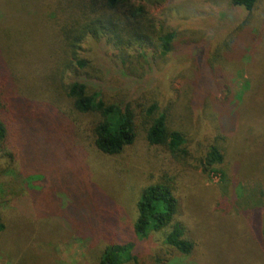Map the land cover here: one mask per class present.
Returning <instances> with one entry per match:
<instances>
[{"label":"trees","instance_id":"trees-1","mask_svg":"<svg viewBox=\"0 0 264 264\" xmlns=\"http://www.w3.org/2000/svg\"><path fill=\"white\" fill-rule=\"evenodd\" d=\"M259 5L260 0H224L222 11L217 10L221 30L193 51L197 73L190 106L197 113L184 129L181 97L171 89L144 101L134 97L151 91L157 68L160 73L166 69L157 67L154 57L173 51L181 36L180 18L157 23L143 4L131 0H0V172L16 169L36 140L51 139L73 158L79 153L89 157L91 151L116 157L142 141L163 152L161 164L170 172L142 181L134 220L121 230L109 226L123 234L107 237L98 264L136 260L131 252L136 253L139 241L157 234L163 245L190 254L195 242L188 240L178 219L182 173L170 167L181 164L187 175L191 158L204 173L218 174L231 119H239L241 106L249 121L242 137L244 152L257 148L248 144L254 133L264 148V119L260 110L252 109L253 103L260 106V62L255 68L254 61L248 63V77L239 85V71L231 74L224 58L239 49L238 39ZM238 11L242 15L236 19ZM68 131L70 142L64 138ZM3 228L0 221V232ZM260 238L264 243V229Z\"/></svg>","mask_w":264,"mask_h":264},{"label":"rangeland","instance_id":"rangeland-1","mask_svg":"<svg viewBox=\"0 0 264 264\" xmlns=\"http://www.w3.org/2000/svg\"><path fill=\"white\" fill-rule=\"evenodd\" d=\"M131 1L143 4L157 23L165 17L182 21L181 36L173 51L165 57H154L157 67L166 69L160 73L157 68L152 90L134 97L144 101L154 93L162 95L171 89L173 96L181 97L180 123L186 129L197 113L190 106L191 84L197 73L192 65L193 51L195 47L203 48L213 33L221 30L217 10L222 11L224 0ZM240 15L242 11L234 14L236 19ZM248 26L238 39L235 54L224 56L225 67L231 74L239 71L241 85L248 77V63L254 61L251 67L255 68L254 64L260 62V106L253 103L252 109L260 110V119H264V0H260L259 10ZM86 43H82L83 50L87 49ZM252 48L254 52H250ZM113 54L110 51L108 56ZM80 55L84 56L85 51ZM242 107L239 119H231L232 129L223 145L224 161L218 166V174L204 173L191 158L187 159L192 165L187 175L183 176L181 164L170 167L182 173L178 219L188 240L195 242L193 251L182 254L163 245V236L157 234L139 241L136 253L131 252L136 260L122 264H264L260 238L264 229V148L258 144L261 137L254 133L248 144L257 148L244 152L242 137L249 121ZM64 138L72 141L71 132ZM50 140L33 141L31 152L23 156L16 169L0 172V221L4 223L0 264H98L107 237L115 232L122 236L119 231L134 220L142 181L170 172L167 165L161 164L163 152L145 147L142 141L116 157L91 151L89 157L79 153L73 158ZM214 213H218L217 219L212 217ZM223 214L229 218L227 223Z\"/></svg>","mask_w":264,"mask_h":264},{"label":"water","instance_id":"water-1","mask_svg":"<svg viewBox=\"0 0 264 264\" xmlns=\"http://www.w3.org/2000/svg\"><path fill=\"white\" fill-rule=\"evenodd\" d=\"M104 264H111L110 262H105Z\"/></svg>","mask_w":264,"mask_h":264}]
</instances>
